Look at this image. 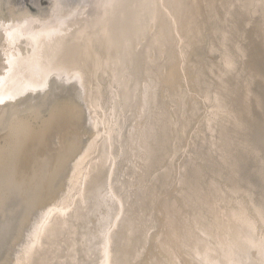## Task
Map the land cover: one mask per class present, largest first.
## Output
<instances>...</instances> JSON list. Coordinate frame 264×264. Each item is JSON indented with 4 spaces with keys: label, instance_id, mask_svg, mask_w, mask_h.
Here are the masks:
<instances>
[{
    "label": "bare ground",
    "instance_id": "1",
    "mask_svg": "<svg viewBox=\"0 0 264 264\" xmlns=\"http://www.w3.org/2000/svg\"><path fill=\"white\" fill-rule=\"evenodd\" d=\"M0 264H264V0H0Z\"/></svg>",
    "mask_w": 264,
    "mask_h": 264
},
{
    "label": "rangeland",
    "instance_id": "2",
    "mask_svg": "<svg viewBox=\"0 0 264 264\" xmlns=\"http://www.w3.org/2000/svg\"><path fill=\"white\" fill-rule=\"evenodd\" d=\"M23 3H26L27 5H31V0H22ZM42 2L44 3L45 0H42Z\"/></svg>",
    "mask_w": 264,
    "mask_h": 264
},
{
    "label": "snow or ice",
    "instance_id": "3",
    "mask_svg": "<svg viewBox=\"0 0 264 264\" xmlns=\"http://www.w3.org/2000/svg\"><path fill=\"white\" fill-rule=\"evenodd\" d=\"M5 101L2 97H0V104H3Z\"/></svg>",
    "mask_w": 264,
    "mask_h": 264
}]
</instances>
